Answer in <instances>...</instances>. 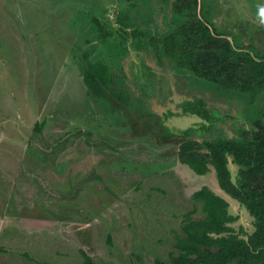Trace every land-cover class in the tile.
<instances>
[{
    "label": "rangeland",
    "instance_id": "374dc122",
    "mask_svg": "<svg viewBox=\"0 0 264 264\" xmlns=\"http://www.w3.org/2000/svg\"><path fill=\"white\" fill-rule=\"evenodd\" d=\"M241 1L204 0L202 10L256 53L264 25L244 14L264 19V0ZM162 11L159 0H0V264H84L83 253L96 264L168 263L186 214L205 217L193 195L215 191L214 174L182 166L185 139L163 123L189 112L210 123L189 139L235 138L252 109L246 96L160 67L150 40L185 22L170 11L164 23ZM97 62L131 93L129 107L88 89ZM229 212L236 231H253L238 202Z\"/></svg>",
    "mask_w": 264,
    "mask_h": 264
},
{
    "label": "trees",
    "instance_id": "16d2710c",
    "mask_svg": "<svg viewBox=\"0 0 264 264\" xmlns=\"http://www.w3.org/2000/svg\"><path fill=\"white\" fill-rule=\"evenodd\" d=\"M203 3L200 8L199 0H177L175 11L185 22L166 37H153L150 46L160 63L170 61L180 71L247 97L252 109L248 129H240L235 138L186 141L178 148L177 159L199 176L213 167L220 188L252 218L253 231L247 233L243 227L236 231L231 225L239 217L230 214L229 203L204 187L193 198L203 203L205 217L195 220L196 210L187 213L184 235L176 244L178 255L156 264H264V49L253 44L258 50L254 53L250 44L230 40L235 27L219 29L220 21H213L217 11L204 14ZM103 66L102 62L90 66L86 86L99 99L112 97L129 107L132 95L114 88ZM230 166L236 167L235 176ZM83 257L84 264H96L87 254Z\"/></svg>",
    "mask_w": 264,
    "mask_h": 264
},
{
    "label": "water",
    "instance_id": "95a60500",
    "mask_svg": "<svg viewBox=\"0 0 264 264\" xmlns=\"http://www.w3.org/2000/svg\"><path fill=\"white\" fill-rule=\"evenodd\" d=\"M209 125V123L196 114L186 113L183 116H175L167 121L165 128H167L171 134L174 135H184V133L189 129H197L199 125ZM231 169V168H230ZM218 196L223 198L229 205L231 202H237L232 197H230L226 192H224L218 185L214 191Z\"/></svg>",
    "mask_w": 264,
    "mask_h": 264
},
{
    "label": "crops",
    "instance_id": "0c3cea01",
    "mask_svg": "<svg viewBox=\"0 0 264 264\" xmlns=\"http://www.w3.org/2000/svg\"><path fill=\"white\" fill-rule=\"evenodd\" d=\"M159 1H161V5L163 6V11H162L163 13H162V15H160L161 16L160 19H161L162 22L167 23L171 19V17L169 16V15H171V12L170 11H172L173 14L177 15V13L175 11V7H174V3L177 0H159ZM239 1H240V3L242 2L241 0H239ZM199 6L201 8V6H202V0H199ZM249 6H251L250 3H248V7ZM253 7L254 6H252V9H255ZM244 15L247 18V20L249 21V23L252 24L253 26H256V27H259L260 28L261 25H264V19L261 18V17H258V15H256L255 11L254 12H253V10L252 11L251 10L250 11H247ZM217 16H218V14L216 15V17ZM221 16L224 18V13ZM217 22H219V21L216 20V23ZM224 22L227 23V21H225V20H224ZM224 22H219L221 24L220 27L225 24ZM233 27H235L234 24H233ZM229 39H230V37H229ZM202 81H205V80H202ZM208 83H210V82H208ZM211 84H213V83H211ZM215 86L218 87L217 85H215ZM212 173L214 174V182H213V178H210V180H211V182L215 183L216 184V187H217L219 184H218V180H217V177H216V171H215V169L213 167H210V172L208 174L204 175V176H199V175H197L195 173H194V175L197 176V177H199V178H206L207 179V176H209V175L213 177Z\"/></svg>",
    "mask_w": 264,
    "mask_h": 264
},
{
    "label": "flooded vegetation",
    "instance_id": "af4514ba",
    "mask_svg": "<svg viewBox=\"0 0 264 264\" xmlns=\"http://www.w3.org/2000/svg\"><path fill=\"white\" fill-rule=\"evenodd\" d=\"M155 54V53H154ZM155 57H156V55H155ZM156 60H157V63L160 65V67H163L164 65H166V64H173L172 62H170V61H164V62H162V63H160L159 61H158V59L156 58ZM174 66H175V64H173ZM175 69L177 70V72H179V73H183V71H180V70H178L177 69V67L175 66ZM118 90H121V89H118ZM126 91H128V90H126ZM129 92V91H128ZM130 93V92H129ZM131 94V93H130ZM122 106V105H121ZM124 107V106H123ZM183 116V115H182ZM173 117H175V115H168L167 117H166V120L164 121V125L167 123V121L169 120V119H171V118H173ZM204 125V124H203ZM209 125H210V123H209ZM209 125H204V127H206V126H209ZM165 127V126H164ZM190 130H193V129H189V130H187L185 133H184V135H180L179 137L180 138H182V139H185V141L184 142H186V141H194V140H191V139H189V134H188V132L190 131ZM164 132H166V134L167 135H171V132L167 129V128H165V131ZM183 142V143H184ZM183 143H181V144H183ZM202 143V142H201ZM181 144L178 146V148L181 146ZM177 151H178V149H176ZM176 157H177V154H176ZM180 163V162H179ZM181 164V163H180ZM182 165V164H181ZM182 166H186V165H182ZM158 167H160V166H158ZM187 167V166H186ZM189 168V167H188ZM190 169V168H189ZM206 187V186H205ZM204 187H202L199 191H201L202 189H203ZM209 188V187H208ZM198 192V191H197ZM194 196V195H193ZM245 229V228H244ZM246 230V229H245ZM247 233H249L248 231H246Z\"/></svg>",
    "mask_w": 264,
    "mask_h": 264
}]
</instances>
